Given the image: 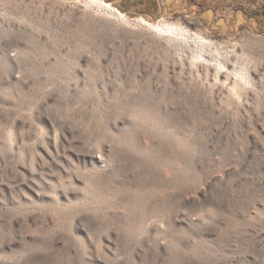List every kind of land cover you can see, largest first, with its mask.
Listing matches in <instances>:
<instances>
[{
  "label": "rangeland",
  "instance_id": "rangeland-1",
  "mask_svg": "<svg viewBox=\"0 0 264 264\" xmlns=\"http://www.w3.org/2000/svg\"><path fill=\"white\" fill-rule=\"evenodd\" d=\"M98 1L0 0V264H264V0Z\"/></svg>",
  "mask_w": 264,
  "mask_h": 264
},
{
  "label": "bare ground",
  "instance_id": "bare-ground-1",
  "mask_svg": "<svg viewBox=\"0 0 264 264\" xmlns=\"http://www.w3.org/2000/svg\"><path fill=\"white\" fill-rule=\"evenodd\" d=\"M89 1L92 3V5L95 4V5H97L98 7L102 8V9L105 8V9L108 10V9L111 8L109 4H106L103 1H98V0H89ZM100 8H98V9H100ZM113 15H115L116 17H118V19L119 18L120 19H123V16L119 12L113 13ZM142 22H143V24H145L144 21H142ZM152 28L159 35H161V36H163L165 38H168L170 41H176V42H178V40H176V36H175L176 34L173 33V29L170 26H167V25H163V24H159L158 23L157 25L152 26ZM197 49H200V50L198 51ZM192 51L193 52H192L191 57H192L193 60L198 61L199 59H203L202 58V56H203L202 53L205 52V49H203V48L201 49L199 46H195ZM221 59L222 58H217V59L215 58L214 61L216 62V64H215L214 67H212V68H214L215 78L216 79H219L220 73L226 67V64H227V62H224L223 59L222 60Z\"/></svg>",
  "mask_w": 264,
  "mask_h": 264
}]
</instances>
